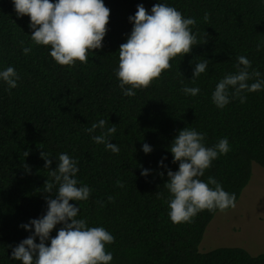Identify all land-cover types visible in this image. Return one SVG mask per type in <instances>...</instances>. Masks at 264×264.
Masks as SVG:
<instances>
[{
	"label": "trees",
	"instance_id": "16d2710c",
	"mask_svg": "<svg viewBox=\"0 0 264 264\" xmlns=\"http://www.w3.org/2000/svg\"><path fill=\"white\" fill-rule=\"evenodd\" d=\"M158 2L196 20L192 32L199 44L173 59L171 68L150 87L124 96L115 72L120 45L133 28L129 17L139 4L151 14ZM104 3L110 22L103 47L90 52L87 63L66 67L51 58L49 47L32 42L30 17H18L13 0H0V71L11 66L20 77L11 91L0 80V264H22L12 258V251L34 233V226L29 232L21 225L46 214L45 195L50 194L43 186L50 170L45 169L42 150L53 161L51 170L61 153L78 161V187L87 185L91 195L70 203L80 207L78 219L113 235L114 242L106 245L111 264H264V252L253 255L241 247L200 251L204 233L220 211L204 210L190 223L174 224L164 187L167 171L179 170L170 146L187 127L204 134L208 147L228 139L230 151L219 155L200 179L215 178L226 192L235 194L236 203L251 180L253 165L264 168V89L244 93L245 103L232 98L223 109L211 98L216 84L236 71L239 56L248 58L264 78V0ZM23 47L32 51L25 55ZM204 60L208 68L193 83L195 64ZM185 86L200 92L186 95ZM100 119L107 121L106 127L115 125L117 131L108 139L118 145L119 153L96 144L86 131ZM145 143L152 148L150 153L143 151ZM144 170L149 171L147 177ZM117 181L124 186L118 187ZM60 227L53 230V237Z\"/></svg>",
	"mask_w": 264,
	"mask_h": 264
},
{
	"label": "clouds",
	"instance_id": "9594fccd",
	"mask_svg": "<svg viewBox=\"0 0 264 264\" xmlns=\"http://www.w3.org/2000/svg\"><path fill=\"white\" fill-rule=\"evenodd\" d=\"M13 4L18 17H30L32 42L37 46L49 47L51 58L60 66L73 67L77 62L87 63L89 53L103 47L110 22V9L104 0H13ZM204 20H208L207 14ZM129 21L133 28L126 42L120 45L115 75L124 96L132 97L136 94L134 90L150 87L171 68L173 59L191 53L199 42L192 32L196 20L185 18L175 7L166 3L154 4L151 14L143 4H139ZM31 51V47H23L25 55ZM207 68L208 60L195 64L193 83ZM235 68L234 73L225 75L216 84L212 93V102L220 109L228 105L232 98L245 103L247 97L244 93L264 89V78H261L259 71L252 69L248 58L239 56ZM19 79L14 67L0 71V80L8 85L9 91L18 86ZM182 91L186 95L196 96L200 89L185 86ZM106 125L107 121L100 119L86 131L96 144H104L106 150L119 153L118 145L108 139L117 129L114 124L112 127ZM97 131L99 134H95ZM204 140V134L187 127L179 131L170 146L173 163L179 164V170L167 171L168 181L164 187L170 194L168 215L174 224L190 223L204 210L223 213L236 207L235 194L226 192L215 178L209 176L207 182L200 179L219 155H226L230 151L229 141L222 138L214 146L208 147ZM143 151L147 154L152 148L145 143ZM24 155L28 156L29 153L24 152ZM40 155L46 162L45 169L50 170V178L43 186V192L50 194L45 195L47 211L39 219L21 225L29 232L34 226V233L13 248L12 258L22 264H111L113 256L106 245L114 242L113 235L104 227H89L86 219H78L81 209L70 203L86 201L91 195L87 185L78 187L75 178L79 172L78 161L67 153H61L56 158V169L51 170L53 161L50 156L43 150ZM161 165L164 166L163 160ZM148 174V170L142 172L145 177ZM160 175L163 177L164 173ZM117 186L124 185L117 181ZM158 196L163 198V193H158ZM108 199L114 201L112 196ZM57 225L62 227L53 237L51 233ZM37 238L39 243L36 242Z\"/></svg>",
	"mask_w": 264,
	"mask_h": 264
},
{
	"label": "rangeland",
	"instance_id": "374dc122",
	"mask_svg": "<svg viewBox=\"0 0 264 264\" xmlns=\"http://www.w3.org/2000/svg\"><path fill=\"white\" fill-rule=\"evenodd\" d=\"M241 247L253 255L264 252V168L252 167L249 184L234 209L217 213L208 225L200 251Z\"/></svg>",
	"mask_w": 264,
	"mask_h": 264
}]
</instances>
